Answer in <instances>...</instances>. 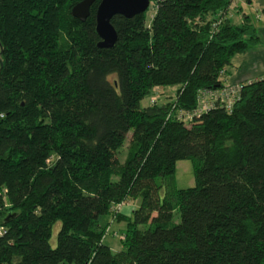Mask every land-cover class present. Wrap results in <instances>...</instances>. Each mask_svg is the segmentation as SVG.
I'll use <instances>...</instances> for the list:
<instances>
[{
  "label": "trees",
  "instance_id": "obj_1",
  "mask_svg": "<svg viewBox=\"0 0 264 264\" xmlns=\"http://www.w3.org/2000/svg\"><path fill=\"white\" fill-rule=\"evenodd\" d=\"M79 1L0 0V264H264V78L228 110L174 119L259 43L249 17L229 22L231 0H149L150 21L113 16L102 49L99 0L82 23ZM166 87L173 98L140 105ZM180 160L191 188L175 186Z\"/></svg>",
  "mask_w": 264,
  "mask_h": 264
},
{
  "label": "rangeland",
  "instance_id": "obj_2",
  "mask_svg": "<svg viewBox=\"0 0 264 264\" xmlns=\"http://www.w3.org/2000/svg\"><path fill=\"white\" fill-rule=\"evenodd\" d=\"M251 1V0H250ZM233 7L238 8L241 7V13L247 15L250 21L252 22V25L254 27H257L258 30V37H259V44L256 45L254 48L251 50H248L246 52V55L244 57L242 67L239 70H235L230 66L227 67V71L231 73L229 77H226V84H234L233 79L234 78H245L243 76H257V77H252V79L259 78V77H264V72H257L258 71V65L261 62L264 63V17L262 20H253V16L255 15V11L253 10V7H249L248 5L245 4L244 0H234L232 2V5L230 9L228 10V13H236L232 12ZM154 13V8L151 3H149L147 9L143 13L144 21L145 23H148ZM227 13V14H228ZM234 15V14H233ZM239 15V14H238ZM240 16V15H239ZM259 17V16H258ZM261 17V14H260ZM260 19V18H258ZM263 27V28H262ZM232 63H236V57L231 60ZM253 64L255 66V69L247 68L244 70V66ZM246 79V78H245ZM247 80V79H246ZM175 89L172 87H166V88H153L149 92V94L142 99L140 102L141 106H144L148 103L150 99H157L160 102L161 101H166L168 99L173 98ZM129 136V133L126 134L124 137L121 146L116 152V158L117 160L122 163L125 157V149L127 146V138ZM116 178L113 177L112 180H115ZM174 180H175V186L178 189H184V188H191L194 186V179H193V171H192V165L191 162L187 160H180L176 161L174 164ZM134 206L137 205V201L131 202ZM178 216L174 215V222L177 221ZM99 223L103 225L105 223V217H100L98 219ZM59 224H55L52 227L51 231V237H50V245L53 246L55 243V234L56 230L58 228ZM117 226L115 223H109L108 229L109 231L105 233L104 235V240L103 243L106 246H109L112 251H117L119 250V231L118 228L121 227ZM115 234V236L113 235Z\"/></svg>",
  "mask_w": 264,
  "mask_h": 264
},
{
  "label": "water",
  "instance_id": "obj_3",
  "mask_svg": "<svg viewBox=\"0 0 264 264\" xmlns=\"http://www.w3.org/2000/svg\"><path fill=\"white\" fill-rule=\"evenodd\" d=\"M93 0H80L70 9V15L82 23L88 16ZM149 0H99L94 11L95 33L99 39L98 48L109 49L113 46L116 34L110 19L119 15L129 19L145 12Z\"/></svg>",
  "mask_w": 264,
  "mask_h": 264
},
{
  "label": "built area",
  "instance_id": "obj_4",
  "mask_svg": "<svg viewBox=\"0 0 264 264\" xmlns=\"http://www.w3.org/2000/svg\"><path fill=\"white\" fill-rule=\"evenodd\" d=\"M160 1V0H155ZM234 1V0H231ZM149 3H152L149 1ZM219 76L221 79H223V72H219ZM239 84H221V87H219L216 90H202L197 93L196 96V105L195 107L189 111H181L178 110L174 114V119L176 121H180L182 123H189L193 119L198 118L200 115L206 113L210 109L214 108L215 105L222 106L226 110H228L231 105L234 103L235 100H237L238 90H239ZM149 103H153V99L149 100ZM118 205L114 210L118 211ZM113 208H111V211ZM2 234V229H0V235Z\"/></svg>",
  "mask_w": 264,
  "mask_h": 264
},
{
  "label": "crops",
  "instance_id": "obj_5",
  "mask_svg": "<svg viewBox=\"0 0 264 264\" xmlns=\"http://www.w3.org/2000/svg\"><path fill=\"white\" fill-rule=\"evenodd\" d=\"M245 4L248 5L249 7H253V10L255 11V15L253 16V20H257L258 21V20H262L263 19V17H264V0H251V1L248 0V1H245ZM260 14H261V17H260ZM242 15H245V14L241 13V7H238V11L236 13H232V14L228 13V14L225 15V18H227L229 20V22H231L232 24H238L240 22V19H241ZM245 16H247V15H245ZM258 18H260V19H258ZM251 24H252V22H251ZM254 28L256 29V31L258 33L257 27H254ZM251 49H249V50H251ZM247 51H245L244 53L235 54L234 56H232L231 60H233L236 57V63H232V61L230 60V63H229L228 66H230V68L232 67L236 71L241 69V67H242L241 65L243 63V60H244V57H245ZM262 54H264V53L262 52ZM257 65H258V71L257 72H264V63L261 62L260 64H257ZM227 67H226V77H229L231 75V73L227 71ZM247 68H251V69L254 70L255 66L253 64L244 66V70H246ZM243 77H245L247 80L245 78H234L233 81H235V82H233V83L234 84H237V83L238 84H240V83H249V82L264 78V77H259V78L252 79V77H257V76H247V75H245ZM225 81H226V79H225ZM135 207H136V205L134 206L131 203V201H128V202H125V203L121 204L120 207H118L117 210H118V213L121 216L128 217L130 212ZM106 220H108V218H106L105 221ZM110 223H115L117 226L122 225L121 223H117V222H114V221H111ZM103 240H104V238H103ZM109 249L111 250L110 247H109Z\"/></svg>",
  "mask_w": 264,
  "mask_h": 264
}]
</instances>
